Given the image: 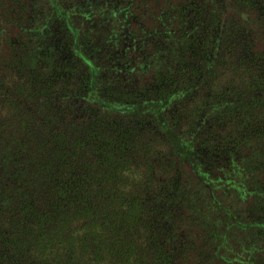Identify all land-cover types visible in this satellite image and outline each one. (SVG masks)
Segmentation results:
<instances>
[{"label":"trees","instance_id":"obj_1","mask_svg":"<svg viewBox=\"0 0 264 264\" xmlns=\"http://www.w3.org/2000/svg\"><path fill=\"white\" fill-rule=\"evenodd\" d=\"M0 264H264V0H0Z\"/></svg>","mask_w":264,"mask_h":264},{"label":"rangeland","instance_id":"obj_2","mask_svg":"<svg viewBox=\"0 0 264 264\" xmlns=\"http://www.w3.org/2000/svg\"><path fill=\"white\" fill-rule=\"evenodd\" d=\"M76 28L78 29H84L85 28V25H82L81 22H78V24H76ZM95 41H99L101 43V45L103 47H110V46H115V45H122L124 43L127 42V32L124 31V32H121L119 34H115V35H112V36H105V37H99V36H96L95 37ZM199 164L204 167V168H207L206 167V160L205 159H201V161L199 162Z\"/></svg>","mask_w":264,"mask_h":264}]
</instances>
